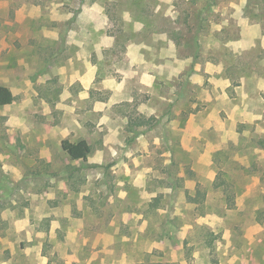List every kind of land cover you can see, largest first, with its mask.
<instances>
[{"label": "rangeland", "instance_id": "374dc122", "mask_svg": "<svg viewBox=\"0 0 264 264\" xmlns=\"http://www.w3.org/2000/svg\"><path fill=\"white\" fill-rule=\"evenodd\" d=\"M0 85L11 264H264V0H0Z\"/></svg>", "mask_w": 264, "mask_h": 264}, {"label": "trees", "instance_id": "16d2710c", "mask_svg": "<svg viewBox=\"0 0 264 264\" xmlns=\"http://www.w3.org/2000/svg\"><path fill=\"white\" fill-rule=\"evenodd\" d=\"M14 95L11 89L6 85H0V106L12 103ZM150 120L142 119L140 123H146ZM63 150L72 159H83L85 160L91 152V145L86 139H80L78 141H71L69 139H63L61 142Z\"/></svg>", "mask_w": 264, "mask_h": 264}, {"label": "crops", "instance_id": "0c3cea01", "mask_svg": "<svg viewBox=\"0 0 264 264\" xmlns=\"http://www.w3.org/2000/svg\"><path fill=\"white\" fill-rule=\"evenodd\" d=\"M1 245L2 249L0 250V264H11L15 258L14 254L13 256H9L10 251L12 252V248L7 245V240H2Z\"/></svg>", "mask_w": 264, "mask_h": 264}]
</instances>
